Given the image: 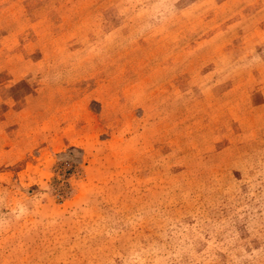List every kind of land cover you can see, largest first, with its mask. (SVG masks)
Masks as SVG:
<instances>
[{
  "label": "rangeland",
  "instance_id": "obj_1",
  "mask_svg": "<svg viewBox=\"0 0 264 264\" xmlns=\"http://www.w3.org/2000/svg\"><path fill=\"white\" fill-rule=\"evenodd\" d=\"M0 264H264V0H0Z\"/></svg>",
  "mask_w": 264,
  "mask_h": 264
}]
</instances>
